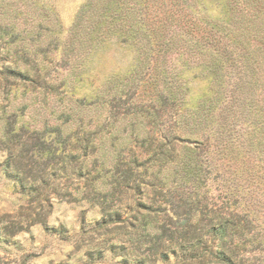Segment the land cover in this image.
Wrapping results in <instances>:
<instances>
[{
	"label": "rangeland",
	"instance_id": "1",
	"mask_svg": "<svg viewBox=\"0 0 264 264\" xmlns=\"http://www.w3.org/2000/svg\"><path fill=\"white\" fill-rule=\"evenodd\" d=\"M85 2L0 0V21L4 17L9 24L0 30V264H178L179 251L165 258L162 247L138 241L137 232L145 214L175 220L188 208L182 198L190 194L191 184L182 186L173 169L196 142L183 137L181 116L188 105L216 94V83L203 75L204 68L188 66L179 51L159 54L157 68L143 79L128 80L145 72L136 46L110 37L86 50L77 47L72 25ZM44 8L58 19V27L48 22L49 30L39 28L37 15ZM175 74L180 81H172ZM223 82L226 94L240 81ZM174 86L184 90L182 105L170 104ZM152 100L163 103L153 122L143 110L134 111L135 105ZM7 117L16 119L15 131L24 140L33 137L31 144L43 132V138L59 144L57 126L66 133L84 125L96 133V148L88 158L89 166L96 164L91 175L136 158L135 187L122 189L114 204L104 206L95 191L87 189L85 197L76 188L81 177L69 168L63 172L46 154L40 158L26 152L24 177L14 165L6 169L14 156L1 142ZM213 119L204 135L205 141L211 138L204 155L211 171L199 175L195 192L201 204L229 203L251 211L264 231V150L254 154L246 146L240 154L234 149L225 153L217 138L220 109ZM173 150L177 158L169 162ZM44 162L49 163L45 181L39 174ZM108 176L96 181L98 189H109ZM254 252L264 261V249Z\"/></svg>",
	"mask_w": 264,
	"mask_h": 264
},
{
	"label": "trees",
	"instance_id": "2",
	"mask_svg": "<svg viewBox=\"0 0 264 264\" xmlns=\"http://www.w3.org/2000/svg\"><path fill=\"white\" fill-rule=\"evenodd\" d=\"M37 18L42 30L50 29L48 22L55 27L60 24L47 8L40 10ZM3 19L0 30L5 31L9 24ZM72 33L79 49L86 50L93 42L98 44L110 37L136 46L142 53L141 69L145 72L130 75V81L136 76L143 79L151 69L157 68L159 54L179 51L186 55L188 66L204 68L203 75L216 83V94L188 105L181 116L186 128L183 137L196 142L194 147L186 148L180 166L173 169L181 176L182 186L184 182L191 184L190 194L182 198L188 208L177 213L175 220L170 215H143L141 229L137 232L138 241L154 242L162 247L160 254L165 258L179 251L178 264H264L254 252L264 249V231L258 226V217L229 203L217 205L213 202L211 207L201 204L200 193L195 192L197 181H201L199 175L207 177L211 171L204 165L211 138L207 137L205 141L204 135L218 109L222 121L217 138L225 153L234 149L240 154L246 146L245 151L254 154L264 150V0H86L75 17ZM172 81H180V76L172 75ZM223 81L240 82L224 94ZM181 89L174 86L171 90L170 104L173 106L182 105L180 95L182 97L184 90ZM162 107L160 100H152L135 105L134 111L143 110L153 122L152 118L158 116ZM6 123L1 142L12 155L14 153L7 160L6 169L14 165L22 177L25 154L33 151L40 158L46 154L47 159L57 160L63 172L69 168L81 177V186L78 183L76 188L80 187L85 197L95 191L104 206L114 204L122 189L135 187L133 178L137 171L134 165L139 162L136 158L131 163L119 161L113 169L98 170L91 175L96 164L89 166L88 158L96 148V133L85 130L84 125L66 133L57 126L55 130L61 140L54 145V139L43 138L44 132L31 144L28 140L33 137L24 140L15 131L16 119L7 117ZM235 132L238 134L233 140ZM172 153L169 162L177 158L176 150ZM44 163L43 166L38 164L43 168L39 173L43 181L48 173L46 164H49ZM105 175H109V189H98L96 181ZM168 182L164 178L161 180L164 186Z\"/></svg>",
	"mask_w": 264,
	"mask_h": 264
}]
</instances>
